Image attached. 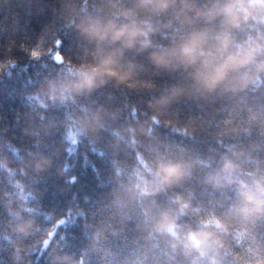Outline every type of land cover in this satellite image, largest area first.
Here are the masks:
<instances>
[{
  "label": "trees",
  "instance_id": "1",
  "mask_svg": "<svg viewBox=\"0 0 264 264\" xmlns=\"http://www.w3.org/2000/svg\"><path fill=\"white\" fill-rule=\"evenodd\" d=\"M216 2L177 0L161 21L182 9L192 23L174 20L154 43L169 47L193 30L218 27L196 16ZM135 5L0 0V264H54L65 255L78 264H212L185 255L179 244L197 214L178 217V237L154 230L164 214H177L171 198L179 193L201 214H222L242 183L264 179V76L192 94L193 69H157L147 51L129 50L124 60L137 66L134 81L53 97L52 83L96 55L81 25L127 22L121 13ZM257 33L264 25L250 23L235 35L247 41ZM178 89L183 94L160 103ZM161 158L188 166L191 175L165 192L140 195L139 177ZM227 161L235 165L230 175ZM29 221L27 233L18 231ZM261 260L264 217L238 221L218 264Z\"/></svg>",
  "mask_w": 264,
  "mask_h": 264
},
{
  "label": "clouds",
  "instance_id": "2",
  "mask_svg": "<svg viewBox=\"0 0 264 264\" xmlns=\"http://www.w3.org/2000/svg\"><path fill=\"white\" fill-rule=\"evenodd\" d=\"M176 4L177 0H136L134 8L121 13L127 22L96 20L81 25L83 32L96 43V55L91 62L75 65L69 70V78L64 82L52 83L50 91L53 97L58 94L59 99L66 100L74 93L92 92L109 81L114 80L117 84L134 81L138 74L137 66L124 60L129 50L147 51L157 69L181 66L193 69L191 75L195 83L192 94H211L222 86L234 89L233 81L247 86L264 76V33H257L247 41H239L235 35L236 30L243 31L250 23L264 25V0H217L211 7L197 9L196 16L210 24L219 21L218 27L193 30L169 47L156 45L153 35L163 28L173 27L174 20H179L182 25L192 23L182 9L174 12L172 20L161 21L166 13L176 8ZM184 7L191 6L185 3ZM183 92V89L173 90L160 103H170ZM234 168L235 165L227 161L224 172L230 175ZM190 175L188 166L161 158L148 175L139 177L136 188L140 195L165 192L180 185ZM215 183L222 186L221 178H215ZM171 199L177 206V214H164L154 230L161 235L178 237V217L197 214L194 225L186 226L179 244L185 255L210 258L212 264H218V257L225 249L234 225L238 221L255 222L264 217V179L256 180L252 185L242 183L237 201L222 214H201L193 208L190 198L179 193ZM30 228V221L18 225L21 233H27ZM176 246L173 245L174 248ZM54 264L78 262L65 255L56 257ZM257 264H264V260L257 261Z\"/></svg>",
  "mask_w": 264,
  "mask_h": 264
},
{
  "label": "snow or ice",
  "instance_id": "3",
  "mask_svg": "<svg viewBox=\"0 0 264 264\" xmlns=\"http://www.w3.org/2000/svg\"><path fill=\"white\" fill-rule=\"evenodd\" d=\"M32 55H33V56H37V55H38V53H36V52H33V53H32ZM60 59H62V57H60Z\"/></svg>",
  "mask_w": 264,
  "mask_h": 264
}]
</instances>
